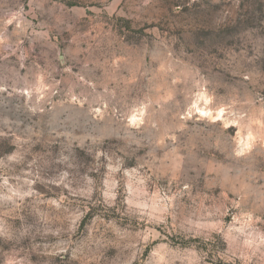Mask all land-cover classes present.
<instances>
[{
    "label": "rangeland",
    "instance_id": "rangeland-1",
    "mask_svg": "<svg viewBox=\"0 0 264 264\" xmlns=\"http://www.w3.org/2000/svg\"><path fill=\"white\" fill-rule=\"evenodd\" d=\"M0 264H264V0H0Z\"/></svg>",
    "mask_w": 264,
    "mask_h": 264
}]
</instances>
